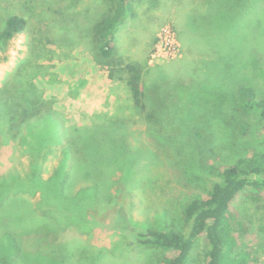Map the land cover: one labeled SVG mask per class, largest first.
I'll return each instance as SVG.
<instances>
[{"label":"rangeland","instance_id":"1","mask_svg":"<svg viewBox=\"0 0 264 264\" xmlns=\"http://www.w3.org/2000/svg\"><path fill=\"white\" fill-rule=\"evenodd\" d=\"M102 6V0H0V26L8 13L28 21L0 61V86L19 65L44 64L46 75L35 66L36 71L27 69L28 80L52 100L67 125L102 116L134 117L124 85L109 79L92 59L86 33ZM137 10L136 18L117 32L116 49L146 65L145 79H156L164 88L162 141L146 136L142 122H130L131 145L138 147L136 139H141L150 151L128 171L126 181L112 169L115 183L107 197L101 176L104 158H110L104 152L109 151L107 137L81 135L84 161L81 169L75 165L71 182L96 183L101 192L95 203L88 190L73 199L72 185L64 197L50 194L53 208L35 201L32 191H6L0 204V264H152L159 251L139 244L138 232L148 226L183 230V198L215 179L204 163L264 148V122L256 112L264 97V0H141ZM166 24L178 43L175 56H165L159 43ZM240 88L247 94L239 95ZM27 164L16 142L0 139V174ZM54 164H47L48 171ZM89 201L88 207L70 211ZM235 207L251 236L246 239L251 264H264V200L241 195ZM201 258L198 244L191 264Z\"/></svg>","mask_w":264,"mask_h":264},{"label":"trees","instance_id":"2","mask_svg":"<svg viewBox=\"0 0 264 264\" xmlns=\"http://www.w3.org/2000/svg\"><path fill=\"white\" fill-rule=\"evenodd\" d=\"M102 2L101 13L86 33L92 59L106 71L109 79L124 85L134 117L102 116L97 122L67 125L65 116L54 108L52 100L46 99L31 79L28 80L30 75L27 69L36 71V66L41 70L38 74L44 76L49 66L19 65L13 76L5 78L0 86V139L5 143L16 142L20 154L27 156L28 164L26 169L13 167L0 174V204L5 199L6 191L9 195L32 191V197L37 199L35 201L42 199L45 207L53 208L54 194L64 197L66 187L68 189L70 185L72 191L69 194L72 193L73 199H82L80 195L88 190L92 196L94 194L92 200L95 203L101 192L96 183L84 184L78 180L71 182L75 165L81 169L80 163L84 161L85 149L81 147L80 136L86 137L88 132L90 139L104 134L108 140L109 151L104 152L110 154V158H104L101 174L104 177L102 180L108 184L105 193L107 197L110 187L115 183L111 178L115 175L112 169L121 171V178L126 181L128 171L137 169L140 163L137 160H145V151H150L148 144L141 139H136L138 147L131 145L128 139L132 133L129 130L130 122H142L146 136H154L162 141L165 130L162 122L164 118L161 116L164 101L160 98L165 96L162 95L165 94L164 88L160 82H155L156 79H152L153 82L145 79L146 65L120 56L116 49L117 32L136 18L141 0ZM27 25V19L19 13H8L1 19L0 61L7 59L6 52L12 39L25 32ZM32 41L29 45L35 47ZM40 47L41 52H44V46ZM45 57L44 54H38L37 58ZM246 90L238 89L239 95L247 94ZM251 91L248 90V94L255 96ZM256 108L258 119L264 122V97L257 101ZM243 154L238 153L227 162L213 163L208 160L206 162L210 163H204L215 179L207 187L192 191L183 198L180 209L183 230L148 226L138 232L136 240L139 244L159 251L152 264H191L192 251L198 244L202 254L198 264L252 263L253 257L246 242L251 236L247 235V227L239 218L235 203L241 195L254 201L264 200V148ZM53 161L56 164L48 171L47 164ZM47 171L49 175L44 177ZM99 185L102 186L101 183ZM89 205L90 201L74 204L72 210H69L72 212ZM260 231L264 232V221Z\"/></svg>","mask_w":264,"mask_h":264},{"label":"built area","instance_id":"3","mask_svg":"<svg viewBox=\"0 0 264 264\" xmlns=\"http://www.w3.org/2000/svg\"><path fill=\"white\" fill-rule=\"evenodd\" d=\"M159 43L165 56H175L178 53V43L174 38L170 24H166L165 28H163L162 32L159 34Z\"/></svg>","mask_w":264,"mask_h":264}]
</instances>
